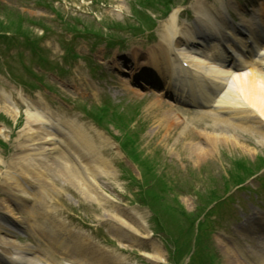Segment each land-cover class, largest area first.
<instances>
[{"label":"rangeland","instance_id":"374dc122","mask_svg":"<svg viewBox=\"0 0 264 264\" xmlns=\"http://www.w3.org/2000/svg\"><path fill=\"white\" fill-rule=\"evenodd\" d=\"M49 1L56 2V6L65 19L81 16L83 23L96 28H99L97 27L99 25L94 22V17L105 25L132 20L136 3L135 0H99L96 4H91L90 0ZM195 1L190 0L188 5H185L183 0L178 1L175 8L185 9L180 14L181 21L187 20V14H192ZM226 1L231 12H235V5L240 12H244L245 3L249 4L250 8L264 4V0ZM208 2L220 7V3L216 0H208ZM0 4L10 10L12 20L22 16L26 18L24 25L34 30L32 37L44 36L45 30L47 35L38 39L45 50L44 55L53 65L63 63L65 70L68 69L59 72L56 66L50 68L48 65L39 64L36 55L30 52L29 46L27 48L19 42L6 49L4 41L0 42V116L3 115L8 119L0 120V138L5 142L4 146L8 145L7 147L0 145V156L3 159L0 161V172L7 169L10 158L19 152V142L15 141V137L24 123L26 113L34 111L36 105L47 106L56 114L76 119L77 122L89 127H95V123L87 117V113L83 112L80 106L88 105L87 108L90 109L93 105H99L104 99L113 100L115 104L144 103L142 115L132 124L135 130L136 128L142 130L138 142L135 143L137 150L142 157L154 163L155 172L158 175L162 174L166 181L180 189L172 194L169 193L168 198L178 195L188 212L198 211L199 206L204 204L202 197H205L211 187L222 191L225 177H228L229 171L233 169L235 160L245 159L252 162L258 155H264V142H260L250 133H240L229 141L222 142L207 155L202 156L191 152V144L197 142V139L191 138L194 134L193 130L204 131L203 128L207 127L208 131H212L211 126H208L211 122L208 118L194 121L187 128L184 125L179 128L163 126V122L158 121L159 112L154 111L155 96L125 87L123 79L128 80L129 75H122L115 69V77L107 76L102 79L97 77L99 71H91L90 65L97 66L102 62L105 67L123 68L125 63L120 61L121 52L115 50L108 57L105 45L96 44L94 35L71 41L74 32L66 28L62 19L56 16L49 6L38 0H0ZM92 10L95 16L88 14ZM166 20L167 18L159 21L154 34L147 32L140 36H130L129 32H124L130 37V50L136 48L138 51L145 52L147 47H154L159 43L161 25ZM33 21L37 24L34 25ZM73 24H75L74 21ZM67 42H71L79 54L78 58H70L69 63L63 60ZM18 51H23L24 55L20 56ZM10 69L15 76L10 77L8 73ZM29 69L33 72H29ZM32 73L42 78L36 87L28 84L35 78ZM16 80L25 81V85ZM4 96L14 102L18 109L17 115L8 109V102ZM197 110L195 108L186 110L181 114V118L190 120ZM21 117H23L22 122L15 127ZM186 131L190 136L187 137L184 134ZM103 132L115 142L116 147L111 148L105 145L102 148L103 157L110 162L113 172L96 178V186L102 188L108 196L102 197L94 187L83 188L76 181L63 186L59 180H56V188L63 189L58 188L60 191L48 199L49 210L43 209L40 212L55 219L57 227L59 219H66L69 226L75 230H82L86 237L98 244L97 256L95 255L92 264H100L99 262L107 260L105 259L108 257L107 251L113 254L118 252L125 254L126 260L119 264H167L169 258L174 263L175 257L169 255V248H173V245L165 246V240H163L165 234L158 232L150 234L152 237L148 238L149 240L140 243L139 234L148 235L149 230L155 228L149 208L136 195L140 189L137 181L142 183L145 172L121 151L118 142L111 136L122 137V132L114 124H109L107 131L103 130ZM7 135H10V140L7 139ZM130 173L136 177V180L128 176ZM150 183H153L151 179ZM246 184H248L247 188L233 190L231 204L224 205L219 213L214 215L217 221L208 242L211 251L219 256L218 264H264V186L257 177L249 179ZM9 201L4 186L0 184V205L6 203L9 205ZM10 210L14 216L20 217V206L12 205ZM1 211L0 214L3 216ZM4 211L8 212L6 209ZM119 218L124 219L132 229V231L126 230L129 237L136 244H143L140 248L120 247L122 241L113 231V228L118 226L115 225L114 220ZM142 223L144 226L141 225ZM45 224L47 228L51 226L49 223ZM156 227L160 231L158 225ZM29 237L19 235L22 243H26ZM107 237L110 240H107ZM76 239H78L77 234ZM148 242L153 245L150 246ZM40 243L44 249L54 254L57 262L65 264L67 259L58 257V253L50 250L44 241L41 240ZM140 253L157 256L158 261L155 263L150 260V262ZM244 254L250 255V259H245ZM180 263L187 264L188 258L184 257ZM76 264L80 263L76 261Z\"/></svg>","mask_w":264,"mask_h":264},{"label":"bare ground","instance_id":"6f19581e","mask_svg":"<svg viewBox=\"0 0 264 264\" xmlns=\"http://www.w3.org/2000/svg\"><path fill=\"white\" fill-rule=\"evenodd\" d=\"M221 2L224 12H216L215 15L212 5L206 4L204 0H197L194 8L198 18L193 26L188 23L180 24L179 10H174L163 24L161 45L145 63L141 64L140 58L135 62V69L146 65L155 70V74L164 81L166 90L176 101L200 107L190 120L181 118L180 109H176L177 115L171 109L159 111L158 121L161 120L163 126L179 128L184 125L187 128L196 120L208 118L211 121L212 131L204 127V131L196 133L193 130L194 134L191 135V138L197 139V142L191 144V152L202 156L210 154L222 142H227L240 133L253 134L260 142H264V45L258 49L257 54L245 45L244 38L235 35L237 28L226 16L225 2ZM257 15L255 12L251 18L241 17V20L242 26L253 37L260 38L263 30H257L260 26ZM229 35L238 40V45ZM224 42L230 44L235 51L238 62L220 48ZM178 56L188 60L190 67H178ZM14 111L16 113L15 107ZM95 132L104 137L97 130ZM187 133L186 131L184 134L190 136ZM16 140L19 141V152L10 158L7 169L1 174L8 183L10 203L21 206L24 214L21 218H15L10 215V212L13 213L10 210L11 204L3 205L6 208L1 206L9 214L4 212L0 216V264H57L51 255L43 254L41 249L21 243L17 234L34 225L39 226L35 221L38 215L31 214L32 208L37 202L44 204L49 193L56 192L55 178L62 180L63 177L65 181L71 174L76 179L79 175L84 178L81 179L82 186L88 185L85 181H94L91 177L84 176L89 169L90 155L96 154L90 152L94 147L93 138L84 124L61 118L41 107L38 111L27 114ZM97 157L95 162H98V171L103 174L111 172L106 162H99V154ZM0 161H3L1 156ZM76 171L78 175H75ZM91 186L96 188L98 194H104L96 185ZM118 222L122 223L120 220ZM39 228L44 231V228ZM115 231L121 238L127 235L119 229L115 228ZM66 236L67 231L58 234L52 230V240L48 241L62 247L63 251L70 252L68 249H72V246L70 248L66 245ZM91 253V249L80 248L78 255L83 264H91L88 258ZM107 254V260L99 263L117 264L112 260L117 259V256L111 251H107ZM153 258L158 259L154 255ZM123 259V255L118 258L119 261Z\"/></svg>","mask_w":264,"mask_h":264}]
</instances>
